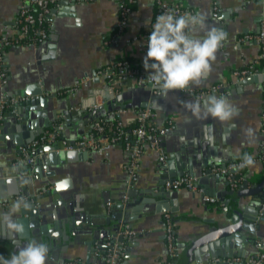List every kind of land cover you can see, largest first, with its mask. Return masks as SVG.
<instances>
[{
    "label": "crops",
    "instance_id": "1",
    "mask_svg": "<svg viewBox=\"0 0 264 264\" xmlns=\"http://www.w3.org/2000/svg\"><path fill=\"white\" fill-rule=\"evenodd\" d=\"M169 1L204 14L208 28L224 30L227 39L206 79L167 97L131 76L123 77L110 92L98 72L118 59L146 71L143 37L158 12L156 0H134L127 28L121 32L115 0H57L49 5L42 40L11 45L3 51L6 82L0 93L25 99L5 109L0 120V213L9 210L17 195L34 197L36 204L30 203L29 209L17 214L25 226L22 237L0 238V255L4 254L1 244L7 251L4 257L10 258L21 246L36 240L49 248L47 264H107L93 236L107 227L105 220L112 210L120 213V226L133 232L124 242L109 246L117 252L116 264H170L179 255L188 259L186 264H214L220 258L213 252L221 251L223 244L210 243L232 232L228 248L234 254L227 252L222 262L248 264L251 254L264 250V203L252 194L234 199L228 192L243 186V181L244 190L264 179V162L259 159L264 152L260 117L264 67L242 78L234 73L259 59L258 41L253 36L264 24V0ZM22 2L0 0V37L16 35L15 19ZM197 35L203 38L204 32ZM80 77L89 78L88 85L73 93L63 92ZM118 94L119 99L115 98ZM211 95L227 98L239 114L228 122L211 117L197 120L186 109V103H202ZM144 107L156 113V125H169L170 129L158 137L160 152L150 144L151 135L145 138L138 179L131 187L125 182L123 165L129 153L122 142H112L106 153L63 147L87 133L93 122L109 117L121 118L133 140V117ZM56 123L62 125L61 134L47 143L42 157L26 164L18 151L19 141L27 143ZM203 129L211 130V145L205 143ZM245 153L255 163L239 170L235 186L225 175L211 171L219 164H205L214 160L227 164ZM184 174L193 176L201 190L164 188L166 181ZM24 179L29 183H23ZM202 192L216 197L217 203L204 201ZM119 203L128 204V209L116 208ZM165 214L172 221L176 254L169 250ZM245 219L250 220L249 227L242 226ZM62 233L68 235L66 240L61 239Z\"/></svg>",
    "mask_w": 264,
    "mask_h": 264
},
{
    "label": "built area",
    "instance_id": "2",
    "mask_svg": "<svg viewBox=\"0 0 264 264\" xmlns=\"http://www.w3.org/2000/svg\"><path fill=\"white\" fill-rule=\"evenodd\" d=\"M57 0H23L20 4L16 19H15V36H2L0 37V86L4 85L6 82V73L2 66V54L3 51L11 45H21L24 43V40L29 39L30 33H34L33 38H30L32 41H40L46 35V15L49 11V5L56 2ZM133 0H115V3L118 8V29L123 31L127 28L128 18L131 12L130 2ZM158 7V12L156 16L162 14L167 10H173L177 15L183 13H193L196 14L192 9H189L181 4L171 2L169 0H156ZM155 16V18H156ZM155 18L152 23L155 22ZM152 28L143 38L144 44L143 48L147 52V38L151 34ZM250 38L251 35L245 36ZM259 45V59L254 60L253 63L248 65L245 68L239 69L234 73L237 77L242 78L243 76L252 74L256 72L259 68L264 67V24L261 25L260 30L253 36ZM99 74L103 76L107 88L110 92H114V88L117 87L119 81L123 77H134L136 83H150L151 81L147 79L149 72L137 69L130 65L124 59H118L110 63L106 68L99 69ZM90 82L89 78L80 77L74 80L73 85L64 90L63 92H75L81 86L88 85ZM212 90H216V87H212ZM25 97L18 95H9L5 92L0 93V120L2 119L3 113L7 108H13L17 105L18 102L24 100ZM122 110L120 113H123ZM156 113L150 107L139 108L136 110V113L133 117V126L132 133L134 135L133 140H129L128 132L123 124L121 118H116V121L113 120V125L115 133L114 135L107 137L103 135L105 121L104 119H98L93 122L91 128L87 134L81 136L79 139L73 143H63V147L67 150H77V149H92L98 152L106 153L110 144L112 142H122L128 150L129 157L128 160L123 165V169L126 174V185L131 187L134 185L138 179V169H139V160L142 154V146L145 138L148 135L152 136L151 145L155 150L161 151L159 146L158 137L169 131V125L158 126L154 122ZM261 126L264 129V105L261 112ZM62 125L60 123L54 124L50 129L44 130L38 136L33 138L31 141L25 143L22 146H19V152L23 157V160L26 164L33 163L39 157H42L45 154V146L52 139L56 138L61 134ZM159 159H163V155H159ZM259 159L264 162V153L260 155ZM242 163V158L237 159L231 162H228L224 166H212L211 171L217 174L225 175L229 180L231 186L236 185L235 175L239 172L241 167L239 165ZM164 188L167 190H178L180 188H189L191 190H201L197 187L195 183V178L189 175H181L176 178H173L169 181H166ZM24 198L29 203L36 204L34 197H26L24 195H17L15 199ZM125 199V195H123ZM202 199L208 203L216 204L217 198L210 196L202 192ZM6 201L3 200L2 204L5 205ZM165 217V231L166 236L169 241V250L171 253L174 252V247L172 244L173 241V226L171 218L168 214L164 215ZM124 236L129 237L133 234L132 231L125 229L123 232ZM176 254V253H175ZM104 258L107 261V264H116L118 259L117 252L113 248H109L106 253H104ZM264 262V250H258L254 254H251L248 259V264H262Z\"/></svg>",
    "mask_w": 264,
    "mask_h": 264
},
{
    "label": "clouds",
    "instance_id": "3",
    "mask_svg": "<svg viewBox=\"0 0 264 264\" xmlns=\"http://www.w3.org/2000/svg\"><path fill=\"white\" fill-rule=\"evenodd\" d=\"M207 18L200 13L175 14L167 10L156 16L151 24V34L147 38V52L143 67L149 72L147 79L159 95L167 97L172 91H184L206 79L216 59L218 49L227 39V33L216 27L208 28ZM203 31V38L197 33ZM197 120L211 117L220 122L232 121L239 113L225 97L211 95L202 103H186ZM204 132L205 143L211 145L214 136ZM251 129L247 134H251ZM254 157L245 153L239 167L254 165ZM27 184V179L22 180ZM31 204L24 198L13 200L6 213H0V238H19L25 233L24 224L17 218L21 210ZM49 248L43 242L31 240L13 252L10 258L0 255V264H47Z\"/></svg>",
    "mask_w": 264,
    "mask_h": 264
},
{
    "label": "water",
    "instance_id": "4",
    "mask_svg": "<svg viewBox=\"0 0 264 264\" xmlns=\"http://www.w3.org/2000/svg\"><path fill=\"white\" fill-rule=\"evenodd\" d=\"M146 84L151 85L150 83H141V85H146ZM119 96H121V95L118 94L115 98L119 99ZM95 119L97 120V118H95ZM84 134H87V133L85 132ZM24 144L25 143L20 142V141L18 143L19 146H22ZM49 148L50 147H48V149ZM60 148H62V144L60 145ZM36 163H38V162H36ZM213 163L214 164H219L220 166H224L225 165V163L224 164L223 163L220 164L218 161H215V160L211 161V162L209 161L208 163L206 162L205 164L207 166V165H211ZM185 170H187V169H185ZM215 178L217 179L218 175H216ZM263 184H264V179H263V181L261 183L255 184L252 187L246 188V189L243 190L242 187L244 185H246V182L243 181V186H238L237 189H232V190H230L228 192L230 194H232L234 199L239 198L240 196H242L241 194H244V193L252 194V195L255 196V198H257L256 199L257 201L264 203V198H263L264 195L263 194L260 195V193L258 192L259 190H260V192L261 191L264 192ZM228 185H229V182H226L225 186H228ZM213 194H215V193H213ZM224 203H225V207L224 208L226 209L227 201H224ZM123 206L128 209V204L124 205L122 203H119V205H117L116 208H122ZM257 207H259V206H257ZM113 211L114 210L111 211V213L107 216V219L105 220V223H106L107 227H105V229H102V230L96 232L94 234V236H93V238H94V242L93 243L96 244L97 249L100 250L101 253H105L107 248H109V246H113L114 245L115 241L122 243L126 239L124 234H123V231L125 230L126 227L123 224H121L123 226H120L119 221H118L119 217H120V213L119 212H113ZM255 215H258L257 211H256ZM261 215H262V217L264 216V208L262 209ZM242 226L249 227L250 226V220L249 219H245L242 222ZM120 229H121V232H119ZM224 230H225V228L222 230V233L224 232ZM118 232H119V234H118ZM233 233L234 232H232V233H230L228 235L222 236V237H218V238L214 239L213 242L210 243V244H213L214 246L217 245L218 243L223 244L221 251L213 252L214 256L220 258V259L216 260V262L214 264H242V263H236V262H222L221 261V259L223 257L227 256L226 255L227 252H229V256L234 254L233 251L228 248L232 244V243H229L228 240L230 238H233V236H234ZM235 234H238V233H235ZM62 235L63 236H62L61 239L66 240L68 235L65 234V233L64 234L62 233ZM95 240H97V241H95ZM107 241H109L108 244L106 243ZM191 246H194V243H192ZM226 247H227V249H226ZM5 248L6 247L1 244V249L4 251L3 252L4 253L3 256L7 255V251L5 252ZM193 253H194L195 259L198 260L197 249L196 248L193 249ZM187 261H188V259L184 255H179L170 264H186Z\"/></svg>",
    "mask_w": 264,
    "mask_h": 264
},
{
    "label": "trees",
    "instance_id": "5",
    "mask_svg": "<svg viewBox=\"0 0 264 264\" xmlns=\"http://www.w3.org/2000/svg\"><path fill=\"white\" fill-rule=\"evenodd\" d=\"M133 2H134V0H133L132 2L129 3L130 6L133 5ZM33 36H34V33H30V37H29V39L24 40L23 42H27V41L31 40L30 38H33ZM114 120L116 121V119H114ZM104 121H105V127H104V131H103V135H104V136H107V137H110V136L114 135L115 130H114L113 125H111V123H113V120L109 117V118H104ZM134 125H135V123H133L131 126H134ZM126 130H127V129H126ZM263 153H264V152H262L261 155H262ZM236 175H238V174H236Z\"/></svg>",
    "mask_w": 264,
    "mask_h": 264
}]
</instances>
